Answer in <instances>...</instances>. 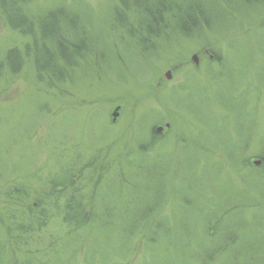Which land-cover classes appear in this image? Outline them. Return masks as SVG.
Masks as SVG:
<instances>
[{
    "label": "rangeland",
    "instance_id": "1",
    "mask_svg": "<svg viewBox=\"0 0 264 264\" xmlns=\"http://www.w3.org/2000/svg\"><path fill=\"white\" fill-rule=\"evenodd\" d=\"M117 1L30 0L97 41L64 81L39 79L24 20L0 13V264L264 258V8L191 37L170 20L148 52Z\"/></svg>",
    "mask_w": 264,
    "mask_h": 264
},
{
    "label": "trees",
    "instance_id": "2",
    "mask_svg": "<svg viewBox=\"0 0 264 264\" xmlns=\"http://www.w3.org/2000/svg\"><path fill=\"white\" fill-rule=\"evenodd\" d=\"M29 2L30 0H0V13L9 23L11 21L9 11L13 9V13L16 16H21L24 20V23L21 24L12 21L9 24L20 34L33 36L32 47H28L30 48L28 51L25 50L21 53L22 55L26 53L32 58L39 79L48 75L51 79L56 78V81H64L66 79L65 72L76 69L79 61L87 52L90 50L94 52L93 48L97 41L93 40V47L87 35L85 40L78 39L80 34L77 27H80L82 31L85 30L79 11L62 5L52 7L37 16V14H29L26 11ZM244 7L246 9H243ZM113 8L115 29L126 30L132 39H139L138 44L144 51L150 52V50H154L155 40L160 39L170 20L173 21L180 33L185 37H191L194 33L215 29V22L222 20L223 16L225 18L238 17V14L241 16L244 14L243 12L246 13L250 10L258 12L259 9L264 8V0H118ZM68 19L74 21L76 27L74 31L69 26ZM57 23L60 25V30L55 32ZM259 27L264 30V18L259 22ZM43 53L46 55L43 56ZM8 55L15 56L22 62L18 48H12L8 51ZM2 65L0 66V80L5 70ZM20 66L22 65H19L17 69ZM1 69L4 70L1 72ZM57 186L60 185H54L55 188ZM156 230L158 229L156 228ZM243 246V243L238 246V251H246L245 257H243L244 264H264V258L257 257L258 251L253 254L252 246L251 250L247 245ZM227 249L229 250L228 247ZM219 252L221 249L217 250V253ZM196 255L197 260H202V264H208L203 253L199 255L196 253ZM232 263L239 264L238 259L231 260Z\"/></svg>",
    "mask_w": 264,
    "mask_h": 264
},
{
    "label": "water",
    "instance_id": "3",
    "mask_svg": "<svg viewBox=\"0 0 264 264\" xmlns=\"http://www.w3.org/2000/svg\"><path fill=\"white\" fill-rule=\"evenodd\" d=\"M193 58L195 59L196 62H198V58L196 57V55H195ZM167 75H168L169 78L171 77L170 72H168ZM118 110H119V108H118V109L115 111V113L113 114L115 120L117 119V116H118V112H117ZM162 129H163V128L161 127V128H158L157 130H158V132H160Z\"/></svg>",
    "mask_w": 264,
    "mask_h": 264
},
{
    "label": "flooded vegetation",
    "instance_id": "4",
    "mask_svg": "<svg viewBox=\"0 0 264 264\" xmlns=\"http://www.w3.org/2000/svg\"><path fill=\"white\" fill-rule=\"evenodd\" d=\"M169 126V125H168Z\"/></svg>",
    "mask_w": 264,
    "mask_h": 264
}]
</instances>
